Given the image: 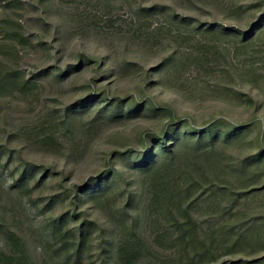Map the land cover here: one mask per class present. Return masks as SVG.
Masks as SVG:
<instances>
[{"label": "trees", "instance_id": "1", "mask_svg": "<svg viewBox=\"0 0 264 264\" xmlns=\"http://www.w3.org/2000/svg\"><path fill=\"white\" fill-rule=\"evenodd\" d=\"M199 3L201 11L216 10L220 4L223 21L165 14L176 32L186 31L205 41L197 54L188 50L190 45L184 47L180 63L198 74L217 77L218 86L238 104L257 109L258 100L238 90L256 80V62L250 63L244 80L240 69L228 60L211 59L209 53L226 43L236 50L249 49L257 40L264 43V0ZM22 10L23 0H0L2 99L26 96L38 88L17 68L21 51L30 45L18 19ZM246 17L250 19L242 26L225 23ZM175 56L168 59L173 66L179 61ZM93 107L97 109L94 123H120L150 113L161 127L147 131L137 146L111 150L103 168L84 182L71 184L65 177L58 185L60 193L47 203L35 193L45 188L48 168L29 164L32 171H13L0 160L11 183L8 189L47 223L43 257L55 264H264V211L252 206L264 198V126L260 122L250 120L245 125L225 117L192 122L169 103L110 96L103 90L89 92L75 110L66 109L62 116L56 112L59 117L52 126L71 134L75 122ZM7 138L18 143L22 139L16 133ZM43 139L61 145L52 133ZM4 147L0 143V154L8 151ZM7 157L12 159L11 152ZM33 169L42 176L38 178ZM54 199L61 203L60 213ZM93 213L98 217L92 218ZM15 224L0 200V264H39Z\"/></svg>", "mask_w": 264, "mask_h": 264}, {"label": "rangeland", "instance_id": "2", "mask_svg": "<svg viewBox=\"0 0 264 264\" xmlns=\"http://www.w3.org/2000/svg\"><path fill=\"white\" fill-rule=\"evenodd\" d=\"M199 1L23 0L24 10L18 19L30 45L21 51L17 68L36 82L38 88L26 96L0 98V143L12 156V159L7 157L8 151L1 153L2 165L13 171L15 168L32 171L29 164L48 168L45 188H37L35 193L47 203L60 193L58 185L65 177L71 184L84 182L103 168L111 150L121 145L137 146L147 131L160 129V122L150 113L120 123H94L97 109L93 107L75 122L71 134L55 131L52 125L59 115L66 109L75 110L78 101L89 92L101 94L105 90L110 96L133 95L137 100L149 98L157 103H169L178 115L197 123L225 117L235 123L249 125L257 121L264 126L262 41L257 40L251 48L243 50L226 43L215 46L219 51L209 53L211 59L228 60L234 69H240L244 80L248 78L250 63L256 62V80L238 90L255 97L260 105L257 109L238 104L218 86L217 77L198 74L184 62L180 63L184 47L190 45L188 50L197 54L205 41L193 38L186 31L176 32L177 27L165 14L193 16L201 22L223 21L225 16L220 4L216 10L205 7L201 11ZM150 9L159 12L150 14ZM249 19L246 17L238 23L227 19L225 23L242 26ZM174 56L179 61L173 66L174 61L168 59ZM3 59L0 54V71ZM11 133L22 137L21 143L7 138ZM51 133L60 147L44 141ZM61 152L71 156L67 159ZM33 170L38 178L42 176L40 170ZM10 184L0 167V200L5 203L6 213L15 218V228L38 263L55 264L41 254L47 223L40 215H34L33 209L16 192L8 189ZM53 204L60 213L61 203L54 199ZM252 206L264 211V198L256 199ZM96 217L93 213L92 218ZM2 243L0 237V247Z\"/></svg>", "mask_w": 264, "mask_h": 264}]
</instances>
